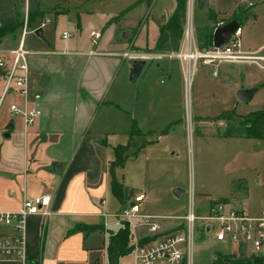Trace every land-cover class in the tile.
<instances>
[{
    "label": "crops",
    "instance_id": "crops-1",
    "mask_svg": "<svg viewBox=\"0 0 264 264\" xmlns=\"http://www.w3.org/2000/svg\"><path fill=\"white\" fill-rule=\"evenodd\" d=\"M99 2L0 0V27L16 28L0 40V51L17 49L24 39L25 47L36 53L29 57L27 97L17 90L6 94L5 80L3 74L0 75V212L21 210L26 198L43 194L52 196L50 216L35 215L27 219L25 236L28 264H106L109 236L105 234L103 214L119 212L140 195L144 196L142 210L149 214L146 208L149 195L146 190L129 193L124 188L123 203L114 196L121 204L118 210L114 208V203L106 199L109 189L112 191L113 179L110 176L114 175L111 172L114 150L120 145H127L113 146L109 144L108 137L129 134L128 144L141 150L160 146L165 141V87L160 86L159 79L153 73L156 83H147L145 88L148 86L149 92H143L142 97L136 94L128 110L117 104V101L110 103L108 98L113 83L122 85L123 81L130 82L127 80L129 70L125 72L124 69L125 60L133 61L135 58L126 54L148 48L151 38L158 41L159 32L156 33L155 29L152 37L149 29L136 30L140 18L137 24L129 25L126 14L119 21L115 20L117 15L96 16L95 6ZM140 4L143 7L145 0H141ZM176 4V0L165 2V11L173 12ZM200 12L202 16L196 24L198 30L207 25L218 26L238 17L243 50L264 48V0H206L205 10ZM210 12L216 15L215 21H209ZM48 17L54 18L56 22L65 19L69 23L75 22L76 30L85 36H81L80 41H70L73 33L64 38V32L63 48L55 49L48 39L50 31L46 30L47 23L41 24ZM26 22L29 27L24 35ZM38 29H42L43 37L36 35ZM97 31L101 33V38L94 44L92 33ZM128 32L130 35L126 39L124 35ZM29 36H33V39L28 45ZM194 40L198 48L196 31ZM185 47L183 41L180 49ZM156 53L151 61L171 59L165 57V53L157 50ZM7 58L11 62V57ZM180 61L187 79L189 65ZM231 67L221 65L220 74L234 76ZM241 72L242 75L237 77L246 79V65L241 68ZM170 77L168 73L161 84L165 85ZM155 90L156 93L153 92ZM35 95L41 96L37 102ZM12 105L21 109L38 106L42 115L27 127L22 115L12 112ZM105 105L108 109L102 111ZM115 109L124 113L119 115ZM134 125L136 134L131 135ZM148 134H156L157 140L146 142L142 147L133 144L136 137L143 138ZM224 139L247 142V146L258 149L251 156L264 157V140ZM253 161L248 166L256 170ZM258 177L244 175L233 178L231 196L227 198L235 207L253 215L264 210L263 203L252 208L249 203L250 196L263 187ZM240 180L243 182L235 188L233 183ZM177 223L170 224L167 229L163 223L164 230L171 229ZM0 232L7 236L13 234L11 228H2Z\"/></svg>",
    "mask_w": 264,
    "mask_h": 264
},
{
    "label": "rangeland",
    "instance_id": "rangeland-1",
    "mask_svg": "<svg viewBox=\"0 0 264 264\" xmlns=\"http://www.w3.org/2000/svg\"><path fill=\"white\" fill-rule=\"evenodd\" d=\"M140 1L100 0L96 4L94 12L99 17L117 15L118 17L115 16L117 21L126 14L130 20L127 22L129 25L137 24L140 18L141 22L136 30L149 29L153 37L155 29L156 33H160L159 26L154 21L165 16L168 19L174 11H165V2L169 3L170 0H155L151 5L148 4V0H145L146 4L143 7H141ZM203 10L205 7L200 10L196 4L193 13L196 33H198L196 24L201 19L200 11ZM153 18L157 19L153 20ZM46 23L48 26L46 30H49L51 35L48 39L55 49L63 48L64 32L70 35L73 33L70 41H80L81 36H85L76 30L75 22L69 23L66 19L56 22L54 18L48 17L41 22V24ZM26 24L29 27V23L26 22L23 28ZM186 28L187 21L185 30ZM31 39L33 36H29L28 45ZM151 39L148 48L129 52L131 56H135V60L147 61L139 81L137 83L123 81L121 86L118 82L113 83L108 101L110 103L117 101V104L128 110L133 105L136 94H140L142 97L143 92H149L148 86L145 88V85L151 81L156 83L155 80L158 78L160 86L165 87V141L156 148L141 150L137 149L135 145L130 146L129 157L125 165L116 168L114 175L110 176L111 179L122 184L129 193L146 190L149 195L146 208L149 215L156 217L179 218L185 216L192 207L198 213H204L207 205L212 201L230 198L232 179L244 175L259 176L263 185L259 191L250 196L251 208L257 207L261 203L264 204V157L251 156L258 149L255 146H247L245 144L247 142L219 137L218 135L225 132L226 122L216 120L225 113L249 116L263 110L264 70L253 64H233L231 68L235 73L231 74L234 76L220 74L219 77H213V67L200 66L189 86L178 58L165 59L162 62L151 61L157 54L158 42ZM46 47L48 46L46 45ZM125 61V72L129 70L130 76L132 61L130 59ZM158 64H161L160 68ZM245 65L246 79L241 80L239 79L242 75L241 68ZM164 69L165 74L163 73ZM168 73L171 76L170 80L165 85L161 84V80H164ZM3 77L6 86V77L5 75ZM250 88L258 89L254 97L247 102L240 101L237 95L238 91ZM141 97L139 98L141 99ZM107 109L108 107L105 105L101 110L106 111ZM114 111L119 115L124 113L119 109ZM104 138L106 139V137ZM157 138L156 134H148L143 138L138 136L133 140V144L137 143L142 147L146 142L156 141ZM108 142L113 146L128 145L130 135L109 136ZM262 143L264 144V141ZM251 161L255 164L256 170L252 167L249 168L248 164ZM177 189L182 191L179 196L175 194ZM105 197L114 203L116 210L121 208L120 202L110 189ZM176 222L179 221H162L166 229L167 226ZM216 253L224 256H250L248 253L236 252L234 248L217 242L213 236H206L201 230L195 242L193 264H212ZM130 254L122 257L119 264H132ZM106 264H111L110 256L107 258Z\"/></svg>",
    "mask_w": 264,
    "mask_h": 264
},
{
    "label": "built area",
    "instance_id": "built-area-1",
    "mask_svg": "<svg viewBox=\"0 0 264 264\" xmlns=\"http://www.w3.org/2000/svg\"><path fill=\"white\" fill-rule=\"evenodd\" d=\"M196 0H188L187 28L183 41L185 49L178 52L165 53V57L178 58L189 65L186 82L191 85L192 78L200 66L213 67V77L220 74L221 65L253 64L264 70V48L256 51H245L242 48V28L239 27L232 38L220 48L209 49L196 47L193 24V13ZM44 25V24H43ZM27 34V24L24 28ZM23 35V36H24ZM70 35L64 33V38ZM101 38L99 31L92 33V42L97 44ZM36 54L27 49L22 39L19 47L9 52L0 51V71L6 77L5 93L14 90L22 95H28L30 75L29 57ZM129 57L131 54H126ZM11 57V62L8 61ZM162 57V56H160ZM41 99L35 95L36 102ZM15 115H22L25 125L31 126L42 115L38 106L32 109H21L11 106ZM52 202L50 194L26 198L21 210L17 212H0V229L11 228V236L0 232V262L11 264H28L26 255V222L30 216L48 217ZM144 196L140 195L133 202H128L114 214H103L106 235L117 233L128 226L131 239L132 264H193L195 242L200 231L206 236H213L217 242L257 257L264 264V210L257 215L245 209L235 207L230 200L212 201L204 213L192 207L182 217H156L144 213L142 203ZM163 220H178L171 229L164 230Z\"/></svg>",
    "mask_w": 264,
    "mask_h": 264
},
{
    "label": "trees",
    "instance_id": "trees-1",
    "mask_svg": "<svg viewBox=\"0 0 264 264\" xmlns=\"http://www.w3.org/2000/svg\"><path fill=\"white\" fill-rule=\"evenodd\" d=\"M154 0H148L151 5ZM176 8L170 18L162 17L156 23L159 26V38L157 42V51L162 53L178 52L181 48L185 26L187 21V5L188 0H176ZM209 21H215L216 15L213 12L208 14ZM238 21V17L230 19L223 24L231 21ZM32 20L30 17L29 23ZM221 24V25H223ZM219 26V25H218ZM217 25H207L198 30L197 41L200 49H209L213 47V34ZM16 28L0 27V40L6 35L15 31ZM216 120L225 121L226 129L221 135L222 138H245V139H259L264 140V108L261 111L252 113L249 116H238L235 113H225L219 116ZM136 134V127L134 125L131 135ZM130 144L120 145L115 148V159L111 163V172L116 168L123 167L126 163ZM243 181L234 182V186H239ZM112 193L120 201L124 202L125 192L122 184L118 183L115 179L112 181ZM132 247L130 246V230L128 226L120 229L117 233H112L109 236L108 254L110 259L120 260L122 257L131 253ZM212 264H261L260 260L250 255L248 257L229 255L224 256L220 253L214 254Z\"/></svg>",
    "mask_w": 264,
    "mask_h": 264
},
{
    "label": "water",
    "instance_id": "water-1",
    "mask_svg": "<svg viewBox=\"0 0 264 264\" xmlns=\"http://www.w3.org/2000/svg\"><path fill=\"white\" fill-rule=\"evenodd\" d=\"M197 7L201 10L205 7L206 0H196ZM240 27V23L235 20L231 21L227 24L219 25L214 30L213 34V46L215 48H220L225 45L232 36L235 34L237 29ZM36 35L39 37H43L42 29H38L36 31ZM130 32L125 33V38L128 39ZM146 66V61L144 60H133L132 61V69L130 71L129 81L131 83H136L139 79L141 73L143 72ZM2 71H0V75H2ZM257 88H250V89H241L238 91L237 95L240 101L247 102L251 100L257 92ZM58 166V165H56ZM182 193L181 190H175V194L179 196ZM119 260H115L114 258L111 259V264H119Z\"/></svg>",
    "mask_w": 264,
    "mask_h": 264
}]
</instances>
